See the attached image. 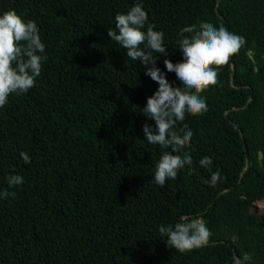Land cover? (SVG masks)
<instances>
[{"label": "trees", "instance_id": "trees-1", "mask_svg": "<svg viewBox=\"0 0 264 264\" xmlns=\"http://www.w3.org/2000/svg\"><path fill=\"white\" fill-rule=\"evenodd\" d=\"M136 0H0L34 20L48 59L27 93L0 109V264H264V0H142L165 33L168 58L180 27L224 25L245 44L201 95L208 111L177 127L193 131L188 167L153 183L162 149L144 140L141 108L157 84L107 30ZM157 66L170 83L162 58ZM31 156L23 163L19 153ZM203 156L222 179L215 187ZM25 179L9 189L6 177ZM204 219L206 246L180 253L157 228Z\"/></svg>", "mask_w": 264, "mask_h": 264}, {"label": "clouds", "instance_id": "clouds-1", "mask_svg": "<svg viewBox=\"0 0 264 264\" xmlns=\"http://www.w3.org/2000/svg\"><path fill=\"white\" fill-rule=\"evenodd\" d=\"M108 37L116 42L131 61H139L145 74L156 82L157 87L141 108L142 114L154 124L144 123V140L158 145L162 151L154 163L152 180L159 187L166 181H175L180 170L188 167L192 172L193 159L189 149L193 131L186 125L177 127L186 116L203 115L208 111L206 97L201 95L210 85L217 84L218 68L245 44L242 35L229 31L224 25L200 22L185 25L177 32L176 47L182 59L173 63L167 55L165 33L148 22V14L142 0L118 12L114 16V28L107 30ZM46 45L40 37L37 23L26 19L14 9L0 10V109L9 102L12 94L27 93L41 75L48 57ZM162 58L167 72L175 74L178 83H170L164 70L157 66ZM21 160L31 162V156L21 151ZM200 167L207 169L208 177L201 182L215 187L223 178L217 169L212 170V158L199 159ZM19 173L6 177L9 189L24 183ZM7 189L0 190V199L11 195ZM158 237L180 253L206 246L211 231L202 217L180 216L172 223L157 228ZM251 260L245 254L243 260L234 258L233 264H245Z\"/></svg>", "mask_w": 264, "mask_h": 264}, {"label": "rangeland", "instance_id": "rangeland-1", "mask_svg": "<svg viewBox=\"0 0 264 264\" xmlns=\"http://www.w3.org/2000/svg\"><path fill=\"white\" fill-rule=\"evenodd\" d=\"M260 205L264 208V201L262 203H260Z\"/></svg>", "mask_w": 264, "mask_h": 264}, {"label": "water", "instance_id": "water-1", "mask_svg": "<svg viewBox=\"0 0 264 264\" xmlns=\"http://www.w3.org/2000/svg\"><path fill=\"white\" fill-rule=\"evenodd\" d=\"M238 256H237V254H236V252H234V258H237Z\"/></svg>", "mask_w": 264, "mask_h": 264}]
</instances>
